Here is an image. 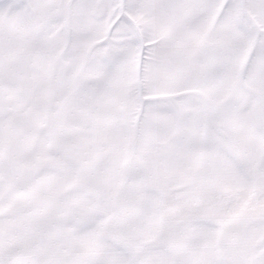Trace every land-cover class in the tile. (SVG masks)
<instances>
[{"label": "snow or ice", "instance_id": "snow-or-ice-1", "mask_svg": "<svg viewBox=\"0 0 264 264\" xmlns=\"http://www.w3.org/2000/svg\"><path fill=\"white\" fill-rule=\"evenodd\" d=\"M0 264H264V0H0Z\"/></svg>", "mask_w": 264, "mask_h": 264}]
</instances>
